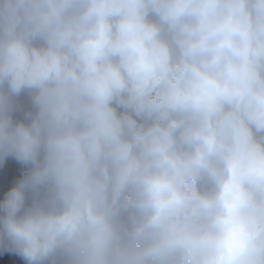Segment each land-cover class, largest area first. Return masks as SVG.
<instances>
[{"label": "clouds", "instance_id": "obj_1", "mask_svg": "<svg viewBox=\"0 0 264 264\" xmlns=\"http://www.w3.org/2000/svg\"><path fill=\"white\" fill-rule=\"evenodd\" d=\"M10 159L26 264H264V0H0Z\"/></svg>", "mask_w": 264, "mask_h": 264}, {"label": "trees", "instance_id": "obj_2", "mask_svg": "<svg viewBox=\"0 0 264 264\" xmlns=\"http://www.w3.org/2000/svg\"><path fill=\"white\" fill-rule=\"evenodd\" d=\"M22 103H27L26 95L21 97ZM24 166L10 159L5 166L0 167V200L3 199V194L13 183L20 179L24 172ZM0 264H26V262L15 254H6L0 252Z\"/></svg>", "mask_w": 264, "mask_h": 264}]
</instances>
